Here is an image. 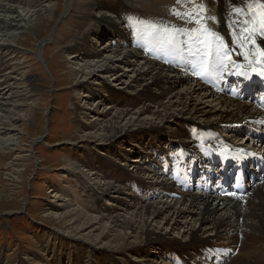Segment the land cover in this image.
I'll use <instances>...</instances> for the list:
<instances>
[{"label": "bare ground", "instance_id": "6f19581e", "mask_svg": "<svg viewBox=\"0 0 264 264\" xmlns=\"http://www.w3.org/2000/svg\"><path fill=\"white\" fill-rule=\"evenodd\" d=\"M6 1L21 2V0ZM40 1L31 0L30 7L36 6ZM98 1L100 2L95 1V7L98 10L107 9L111 16H116L117 20L108 21L102 15L98 21H95L94 27L80 38L81 41L77 40L70 46V50L78 53V56H71V59L77 61L75 58L82 56V60L90 53L92 48L89 35L97 33L95 30L98 28H101V31L104 29L112 40V44L107 43L106 46H103L101 52L96 53L95 56L100 59L99 63L94 64L93 60L95 58L84 61L85 70L88 71L90 78L86 82L81 81L85 82L82 86L86 93L84 98L86 100L95 98L99 104L106 102L103 109L105 111L99 112L90 110L87 107L81 108V110L93 116L92 120L87 122L86 125L99 131L100 141L102 142L101 148L109 147L106 149L108 155H115V151L118 152V143L123 140L128 144L127 148L133 144L137 147L136 149H140L135 152H130V149L125 150L126 153L119 154L118 158L121 161L131 159L130 164L136 168V171L135 175H129L130 178H139L141 174L147 175L149 180L144 184L149 185L151 194L149 193L148 199L152 201L140 202L135 205L137 198H134L132 206L135 211L129 218L124 216L123 213H117V210L112 211L114 215L107 220L103 216L101 218L87 216L85 213L78 211L77 203L75 204L77 210L66 208L65 215L71 217L72 221L77 223L81 229L84 226L89 228L92 226L100 227L101 231L98 233V238L108 245H114L113 248L110 247L111 251L107 249L108 252L112 255L123 256L127 252L134 251L141 261L138 264H151L152 260L159 259L158 257L148 258L150 255L145 256L142 251L147 247L152 248V246L156 250L161 245L164 246L162 251L167 252L165 258L161 255L162 251L160 253L166 264H199L200 257L204 259L203 262L205 263L203 264H228L233 255L222 253L218 257L216 254L221 248L231 249L232 251L237 249L239 239L243 243L241 246V260L232 258V263L229 264H264V183L250 189L241 200L238 198L220 199L219 195L221 193L218 195L216 191L213 194L199 193L200 189L198 187L195 188L193 185L188 184L189 173L201 167L211 168L214 158L209 148L226 141V135L223 134L221 138L219 133L222 130H231L232 133L241 131L237 128H223V125L228 126L242 122L250 125L253 123V119H256L259 115L254 106L257 108L255 98L256 95L260 94L261 89L249 94L250 86H246V80L248 79H245V74L249 70L251 62L262 64L261 60L254 59L250 55V51L254 49L253 40L256 45H264V41L258 34V29L255 31L252 29L245 31L243 29L240 22L245 19V14L241 13L240 9H246L248 12H259L261 9L260 0H204V10L212 12L214 8H217L218 11L220 7L228 19L231 20L238 16L240 21L238 24L230 21L226 31L222 24H218V27L212 26L214 16L208 15V24L205 26L207 33L201 37V39L207 40L208 43L205 45L197 39L205 27L195 31L194 29L197 26L191 25V30H194L193 33L191 32L193 34L192 43L195 47L191 44L185 46L187 47L186 51L182 49V39L187 41L188 37L180 32L182 28L179 29V32H175L177 25H180V23L170 24V27H168V22H165L163 18L159 22L153 21V24L149 22L139 24L135 19L138 12L133 6L126 4L125 0H117L114 4H110L111 1L109 0ZM222 1L223 6L220 5ZM181 2L190 4L189 0H182ZM252 4H255L256 7L252 8ZM65 7V14H68L72 8V0L66 2ZM30 10L22 18L21 15L17 14L15 8L7 4L0 5V78L4 77L6 75L5 71L12 66V64H8L12 61V57H9L8 53L6 54L12 46L5 43L6 38H9V33L12 30L20 31L24 28L25 25H22V22L27 23L35 15ZM39 12L41 10L37 13ZM169 14H173V12ZM26 16H29V18L26 19ZM186 25H188L187 22ZM165 29L168 32H165ZM212 32H217L218 37L212 39ZM220 35L226 40H232L231 42L228 41L229 44L227 42L223 43L227 46V49L223 54V67L221 69L219 68L220 62L217 61L214 55L220 51L217 45ZM44 45L42 43L38 44V53L40 50L42 54ZM197 49L202 50V53L197 52ZM106 54L109 55L105 56ZM191 57H193L192 62H190ZM202 60H207L211 69V74L207 78H201L194 74V68ZM121 69H125L128 74L133 75L131 77L133 79L125 88V83L121 81L124 74L127 73L122 74L121 72L115 74L114 78L120 84V89H109L100 84H96L94 87L95 84H88V80H94V78L102 81L97 79L98 74H110L114 70L122 71ZM211 75L213 76L212 79ZM213 80L217 81L216 85ZM142 82L141 88L133 91L135 84L139 85ZM238 83H242L240 88ZM2 84L0 83V86H3ZM122 84L124 85L121 86ZM210 84H213V86ZM263 85L264 83L261 84V87ZM151 89L157 91L154 94H149L148 92ZM128 90L131 93L126 96L123 95ZM7 93H1L0 90V99H2L0 100V112L6 110L7 101H11ZM15 94L17 97L21 95L20 93ZM243 97H246L245 101H242ZM249 101L253 102V105L248 104ZM5 116L6 114L3 113L0 115V124L5 123L4 125L8 126L11 119ZM141 116L145 118L138 122ZM191 125H194V127H190ZM202 126H204L202 131L206 128L211 130L212 141H200L205 137L203 133L201 135V130L198 131V128ZM198 132L199 134H197ZM243 132H246L245 137L250 135L246 127L243 128ZM229 137L234 138L233 135H229ZM147 140L149 141L148 144ZM248 140H246V143ZM238 141L243 142L242 139H238ZM10 146H13L10 140L0 138L1 152L12 150ZM174 146H177L175 148L180 146V149L175 150L173 149ZM245 151L247 150H242V152ZM193 160H197L198 165L193 164ZM108 161L110 159L107 160V163H109ZM73 163L80 164L85 171L76 167L78 171L72 170V172H69V175L71 173L72 176H79L80 174V176H86L94 171L91 174L92 177L95 173L101 174L104 172V177L100 179L102 181L106 178V173L112 172L109 168L104 167L102 162L101 165L98 164V167H89L88 162L75 158ZM122 176L125 177V174H122ZM129 176H126L125 180L123 179V183H127L128 186L131 181ZM94 180H91L92 184H95ZM115 183L117 182L115 181ZM110 194H115L114 196L121 194V188L110 182L101 185V199L108 198ZM128 209L129 207L125 210ZM155 229L156 231L165 230V235L162 236ZM174 234L178 238L181 236L184 240L177 241ZM247 241H250L253 247H248ZM255 244L258 246H255ZM173 245H178L184 250L181 253L184 258L181 256L182 258H179L178 263L169 259L176 254L173 252ZM212 249H214V254L210 251ZM95 259L97 262L98 259Z\"/></svg>", "mask_w": 264, "mask_h": 264}, {"label": "rangeland", "instance_id": "374dc122", "mask_svg": "<svg viewBox=\"0 0 264 264\" xmlns=\"http://www.w3.org/2000/svg\"><path fill=\"white\" fill-rule=\"evenodd\" d=\"M68 1L70 0H41L36 6L30 7L31 0H21L19 3L0 0V5L7 4L15 8L22 18L30 9V12L33 11L35 14L27 23L22 22L25 26L20 31L12 30L5 41L12 46L6 52L12 57V61L8 63L12 66L5 71L6 77L0 78V83H3L0 90L1 93L8 92L11 101H7V109L1 111L0 115L6 114L5 117L11 120L7 118V121H10L8 126H5V123L0 124V138L10 140L13 146H10L12 149L10 151H0V264H96L97 262V264H138L141 261L134 251L127 252L123 256L108 252L107 249L111 251L110 247L114 245H108L98 238L100 227L84 226L81 229L71 217L65 215L66 208L77 210V206L78 211L87 216L99 218L103 216L107 220L114 215L112 211L117 210V213H123L129 218L135 211L132 206L134 198H137L135 205L152 201L148 199L151 194L149 185L144 184L149 180L147 175L141 174L139 178H130L129 175H135L136 171V168L130 164L131 159L127 162L118 158L119 154L126 153L125 150L130 149V152H135L140 149H136L133 144L127 148L128 144L123 140L118 143V152L115 151V155H108L106 149L109 147L101 148L99 131L86 125L93 116L81 110L87 107L90 110L105 111L103 109L106 102L99 104L95 98H89V101L84 98L86 93L82 86L90 78L88 71L85 70L84 61L95 58L94 64L99 63L100 59L95 56L96 53L101 52L107 43L112 44V40L104 29L101 31V28H98L95 30L97 33L89 35L92 47L90 53L82 60V56L76 57L77 61L71 59V56H78V53L71 51L70 46L77 40L81 41L80 38L94 27L95 21H98L102 15L108 21L113 19L116 21L117 18L111 16L107 9L98 10L95 7V3L100 2L98 0H72L71 11L65 14V4ZM109 1L110 4H114L117 0ZM125 1L137 12L139 11L138 15L143 18H154L159 15L153 20L154 22L164 18L165 22H168V27L170 24L180 23L176 29L186 25L183 19H169L170 14L163 12L164 8L170 12L176 8L178 10L180 5L177 0ZM220 5L223 6V1ZM192 7H194L193 11L201 9L203 1L194 0L193 3L185 5L187 9ZM39 10L41 12L37 13ZM205 14L203 10L202 18ZM216 15L219 17V24H222L226 31L230 21L236 24L240 21L238 16L228 19L220 7ZM175 17L180 16L175 15ZM218 17L215 24H218ZM25 18L28 19L29 16ZM149 23L153 24L151 21ZM190 26L185 29L188 31L191 29ZM39 43L45 44L42 54L40 50L38 53ZM116 71L110 74H98L97 79L102 81L94 78L88 80V84H95L94 87L100 84L109 89H120V84L114 79L115 74L127 72L125 69ZM132 76V74H124L121 81L125 83L124 88L131 82ZM142 84L143 82L139 85L135 84L133 91L140 89ZM156 91L151 89L148 93L154 94ZM12 92L21 95L17 97ZM129 93L131 91L128 90L123 95ZM144 116L139 117L138 122H141ZM75 158L88 162L89 167H98L102 162L103 166L112 172L106 173L107 176L102 181L100 179L104 177V172L101 173L103 175L95 173L92 177L94 171L91 174L85 172L86 176H80V173L79 176H72L71 173L69 175L72 170L78 171L77 168L85 171L80 164L73 163ZM108 159H110L109 163H107ZM122 174H125V177ZM126 176L131 179L129 186L123 183ZM92 179H95V184H92ZM106 182L114 183L121 188V194L116 196L110 194L108 198L101 199V185ZM128 207L129 209L125 210ZM157 231L162 236L165 235V230ZM174 236L179 242L184 240L181 236L179 238L176 234ZM246 244L248 247H253L250 241ZM242 245V240L239 239L238 248L233 251L228 250L233 255L231 259L241 260ZM154 248L147 247L142 254L150 255L148 258H159L152 260L151 264H166L160 256L164 246H158L156 250ZM172 248L176 255L183 256L181 255L183 248L178 245H173ZM95 258L98 259L97 262ZM231 259L228 264L232 263ZM203 263L205 262L199 264Z\"/></svg>", "mask_w": 264, "mask_h": 264}, {"label": "snow or ice", "instance_id": "6c2138e0", "mask_svg": "<svg viewBox=\"0 0 264 264\" xmlns=\"http://www.w3.org/2000/svg\"><path fill=\"white\" fill-rule=\"evenodd\" d=\"M189 2L191 3L192 0H189ZM177 3L180 4L181 0H177ZM260 4H261V9L259 10V12H255V11L248 12L246 9H240V12L245 14V19L240 23L242 24V27L245 31L248 29H252L253 31L259 29L261 34L264 35V0H260ZM251 7L255 8L256 5L252 4ZM202 12L203 9H199L192 12L185 11L184 13H181L180 11H176L173 14L177 16H181V15L187 16L189 17V19L192 20L193 23L198 24L202 22L203 19L201 17ZM235 14H239V13H235ZM165 32H168V30L165 29ZM206 33H207V28L205 27L204 30L201 31L199 36L197 37V39L200 40V42L205 45L208 43V41L205 39H201V37H203ZM253 43H255L254 40ZM261 55H264V50H261ZM228 59H230V57H228ZM194 74L200 76L201 78H207V76L211 74V69L207 60H202L200 64L194 68Z\"/></svg>", "mask_w": 264, "mask_h": 264}]
</instances>
